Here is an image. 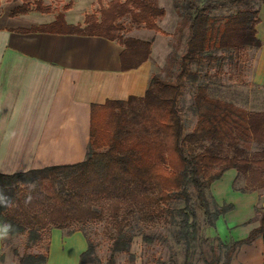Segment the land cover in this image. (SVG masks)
Returning <instances> with one entry per match:
<instances>
[{
  "label": "trees",
  "instance_id": "obj_1",
  "mask_svg": "<svg viewBox=\"0 0 264 264\" xmlns=\"http://www.w3.org/2000/svg\"><path fill=\"white\" fill-rule=\"evenodd\" d=\"M6 1L19 2L10 11L12 17L31 10L51 12L42 0ZM95 1L98 9L84 16L83 25L66 24L63 15L57 14L48 24L21 31L43 32L62 25L61 30L68 33L116 41L122 47V71L147 61L151 42L127 35L134 30L160 33L158 22L164 10L157 0ZM262 3L172 0L178 21L176 43L165 67L169 75L161 78L152 73L142 97L92 105L84 160L0 174V235H24L26 240L14 264H46L51 229L96 221L104 222L109 257L104 263L98 261L87 241L78 264H134L129 249L136 223L141 233V226L175 221V238L186 247L195 243L202 264H230L241 245L257 238L264 242L261 207L255 209L257 227L242 240L224 242L216 235H203L205 228L214 227L218 217L232 208L214 203L210 210L208 205L210 184L225 171L233 169L235 180L245 181L243 192L264 188V111H246L208 93L212 80L225 73L230 78V71L245 69L246 52L259 47L255 25ZM183 39L180 50L178 43ZM188 88L193 89L195 113L189 131L180 110V99ZM250 143L258 149L251 154L243 147ZM155 238L163 239L152 234L147 242ZM118 254L127 258L115 262Z\"/></svg>",
  "mask_w": 264,
  "mask_h": 264
},
{
  "label": "crops",
  "instance_id": "obj_2",
  "mask_svg": "<svg viewBox=\"0 0 264 264\" xmlns=\"http://www.w3.org/2000/svg\"><path fill=\"white\" fill-rule=\"evenodd\" d=\"M13 4L17 5L12 9L19 5ZM157 4L164 10L158 22L160 33L134 30L139 34L131 36L151 42L149 59L125 71L120 68L122 47L116 41L57 29L22 32L53 20L33 22L26 19V14L12 17V9L6 13L0 10V174L69 165L85 159L90 107L108 100L142 97L154 60L166 59L172 52L170 41L178 18L172 0H157ZM64 21L77 25L65 18ZM255 37L260 45L251 51V79L264 86V3L258 9ZM162 38L168 39L167 45ZM235 179V171L229 169L209 187L217 205L232 206L215 222L224 242L242 240L258 225L253 218L257 194L234 188ZM225 190L230 192L224 195ZM239 200L247 211L236 217ZM262 262L264 242L257 238L238 247L230 264Z\"/></svg>",
  "mask_w": 264,
  "mask_h": 264
},
{
  "label": "rangeland",
  "instance_id": "obj_3",
  "mask_svg": "<svg viewBox=\"0 0 264 264\" xmlns=\"http://www.w3.org/2000/svg\"><path fill=\"white\" fill-rule=\"evenodd\" d=\"M45 6H49L50 13H39L31 10L26 13V19L36 22H48L54 20L57 14H62L70 23H76L83 25L84 16L95 12L98 9V4L95 0H42ZM109 0H102V4H106ZM258 2V1H254ZM19 4V2H18ZM15 5L8 3L5 0H0V10L7 12L11 10ZM255 6V5H254ZM178 20V19H177ZM177 25V24H176ZM62 25H57L52 29L61 30ZM135 31H132L127 36H138ZM145 32V30H143ZM185 32V31H184ZM141 34V33H140ZM151 34V33H149ZM185 35V33H184ZM150 36V35H149ZM177 36H173L170 42L176 43ZM164 43L168 42V39H161ZM183 40L178 43L180 50L183 49ZM247 61L245 69H238L234 72L230 71L231 77H227L228 73L219 75L217 80H212L211 88L208 93L211 97H216L225 102L232 103L239 108L246 111H264V86L254 84L251 79L253 55L246 52ZM162 57L156 58L153 64L152 73L159 75L161 78L167 77L169 73L166 71V62L168 58ZM226 71V70H225ZM213 72V70H212ZM193 89L188 88L184 90V93L180 99V110L184 116V126L187 131L194 124L195 113L192 107V94ZM246 148L249 154L257 151L256 145L250 143ZM245 181L242 178H238L234 181V188L240 189L243 192ZM257 194L256 204L254 209V219H257L255 215V209L261 207V202L264 200V188L257 187L255 189L247 190L245 192ZM229 190L224 191V195L229 193ZM214 200L208 197V205L210 210L214 208ZM241 200L237 202L236 211L237 216L246 213L247 207ZM226 203H223L224 205ZM220 205V206H222ZM219 206V205H218ZM250 209V208H249ZM227 213V212H226ZM225 214V213H224ZM220 217V216H219ZM252 218V220H253ZM216 222V221H215ZM258 223V222H257ZM133 225L135 223H132ZM104 222H88L83 226L72 224L68 225L65 229L57 230L51 229L49 232V249L47 253L46 264H78L80 254L86 249L87 241H90L94 246V255L98 261L105 262L109 257V240L103 229ZM136 231L132 239L129 254L133 256L134 264H202L199 259V249L195 243L191 246H185L186 244L181 239L175 238V230L178 226L175 221L170 222L169 225L164 223H157L154 225L141 226L143 232L139 233V224H135ZM216 226L205 228L203 235L205 237H214L218 233ZM217 225V229H218ZM80 229V231L73 232L70 236L67 233ZM152 234L161 235L163 239L155 238L153 241L147 242V238ZM219 237V235H218ZM236 237V236H235ZM26 245L24 235H0V264H14L16 263V256L21 255ZM32 253H36L35 248H31ZM127 258L124 254H118L114 258L115 262L122 263ZM232 261V258H231ZM230 261V262H231Z\"/></svg>",
  "mask_w": 264,
  "mask_h": 264
},
{
  "label": "water",
  "instance_id": "obj_4",
  "mask_svg": "<svg viewBox=\"0 0 264 264\" xmlns=\"http://www.w3.org/2000/svg\"><path fill=\"white\" fill-rule=\"evenodd\" d=\"M261 208L264 209V200L261 202Z\"/></svg>",
  "mask_w": 264,
  "mask_h": 264
},
{
  "label": "clouds",
  "instance_id": "obj_5",
  "mask_svg": "<svg viewBox=\"0 0 264 264\" xmlns=\"http://www.w3.org/2000/svg\"><path fill=\"white\" fill-rule=\"evenodd\" d=\"M4 232H5V233L7 232V227H5Z\"/></svg>",
  "mask_w": 264,
  "mask_h": 264
}]
</instances>
